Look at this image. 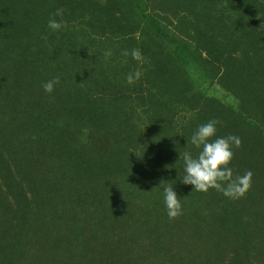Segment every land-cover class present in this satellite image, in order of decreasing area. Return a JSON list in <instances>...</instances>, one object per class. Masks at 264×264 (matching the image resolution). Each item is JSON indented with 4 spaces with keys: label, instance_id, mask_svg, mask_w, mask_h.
Instances as JSON below:
<instances>
[{
    "label": "rangeland",
    "instance_id": "obj_1",
    "mask_svg": "<svg viewBox=\"0 0 264 264\" xmlns=\"http://www.w3.org/2000/svg\"><path fill=\"white\" fill-rule=\"evenodd\" d=\"M214 119L244 198L180 181ZM0 264H264V0H0Z\"/></svg>",
    "mask_w": 264,
    "mask_h": 264
},
{
    "label": "clouds",
    "instance_id": "obj_2",
    "mask_svg": "<svg viewBox=\"0 0 264 264\" xmlns=\"http://www.w3.org/2000/svg\"><path fill=\"white\" fill-rule=\"evenodd\" d=\"M62 14L63 9H58L56 15L62 16ZM47 26L52 31H59L64 25L55 19H50ZM129 54L141 66L146 62L145 57L138 48L131 50V53L127 50L123 52L124 56ZM111 56V50L105 52V58ZM141 76V70L137 69L134 73L127 75L126 81L129 85H133ZM59 82V77H56L44 83L42 87L45 92L51 94L54 86L59 84ZM220 123L221 121L219 120H210L200 125L191 136L190 143L199 149V152L195 157L189 152L183 153L185 174L180 181L185 185L194 186L193 191L196 192L207 193L210 189H215L229 199L238 200L244 198L251 189L253 173L249 170L242 176L233 175V170L229 167L234 157L233 148H240L242 141L235 135L213 139L217 132L216 125ZM158 187L163 189L164 202L169 219L179 218L183 214L182 206L180 198L173 190V187L164 184L163 181Z\"/></svg>",
    "mask_w": 264,
    "mask_h": 264
}]
</instances>
